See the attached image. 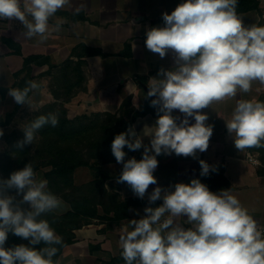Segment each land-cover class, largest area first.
Wrapping results in <instances>:
<instances>
[{
  "label": "clouds",
  "instance_id": "obj_1",
  "mask_svg": "<svg viewBox=\"0 0 264 264\" xmlns=\"http://www.w3.org/2000/svg\"><path fill=\"white\" fill-rule=\"evenodd\" d=\"M66 6L71 0H0V19L18 20L26 38L38 37L43 43L66 22L58 18L54 26L49 23ZM237 6L238 0H184L170 14H162L163 26L146 30V48L161 59L171 50L175 67L161 68L148 81L147 97H154L151 106L158 113L154 126L148 127L150 146L129 126L115 136L111 151L123 165L117 183H126L140 199L147 194L150 204L163 202L146 207L144 217L124 228L119 242L125 264H264V232L230 189L213 192L192 179L167 189L156 186L148 193L150 185H157L153 173L158 156L195 158L197 151L208 149L213 125L205 123L203 109L250 93L254 82L264 85V25L246 27ZM39 89L40 84L30 80L23 89L10 88L8 95L16 104L30 106L29 94ZM174 110L183 119L174 117ZM225 122L236 149L264 148V102L237 100ZM58 123L56 113L38 116L22 129L24 138L17 147L32 144L40 129ZM125 146L130 151L143 147L142 158L125 160ZM199 163L200 175H208L210 166L204 160ZM65 210V202L48 191V181L37 178L31 163L0 179V264H54V245L63 241L41 217ZM179 217L190 227L176 223ZM10 232L30 246L6 248ZM39 244L45 246L37 249Z\"/></svg>",
  "mask_w": 264,
  "mask_h": 264
},
{
  "label": "crops",
  "instance_id": "obj_2",
  "mask_svg": "<svg viewBox=\"0 0 264 264\" xmlns=\"http://www.w3.org/2000/svg\"><path fill=\"white\" fill-rule=\"evenodd\" d=\"M183 2L184 0H71V6L58 10L50 20L49 23L53 26L58 18L66 22L61 25L60 31L52 32L45 42H39L38 37L26 38L23 35V25L15 19H0L6 20L7 28L3 30L9 31L0 36L9 37L18 43L23 56L47 57L54 64L67 59L84 61V88L76 89L71 99L64 103L69 116L97 112L117 113L123 98L129 96L134 109L145 110V114L136 117L131 126H134L137 135L142 137V144L150 146L151 137L147 134L149 128L154 126L158 113L157 109L151 106L152 99L147 97V93L137 81L148 86L149 79L157 77L161 68L171 70L175 64L171 50L161 59L159 54L146 48V30L163 26L162 14H170ZM238 15L243 18L246 27L253 24L264 25V16L258 6L246 12H239ZM91 49L96 51L95 55L88 54ZM23 56L13 54L12 50L0 41V57L12 68V77L13 73L22 67ZM47 69V64H32L31 75L37 76ZM45 77L47 76L34 78L40 84V89L31 95L38 107L53 101L49 87L44 83ZM252 98L264 102V85L254 82L250 93H238L236 98L214 103L211 107L203 109L208 115L205 123L213 125L208 149L203 153L197 151L195 158L177 156L174 153L158 156V167L153 173L157 178V185H150L148 193L156 186L167 189L176 183L189 184L192 179H199L213 192L230 189L264 232V149L248 148L242 152L236 149L225 122L230 119L237 100ZM172 115L183 119V114L178 110H174ZM189 120L190 123H195L194 118ZM179 122L180 120H177V123ZM143 151L142 147L140 159ZM133 157L134 154H127L125 160ZM200 160L210 166L206 176L200 175ZM122 168L123 165L117 162L102 164L101 167L108 177L104 182L106 191L116 193L122 200L133 198L137 201L129 207L127 217L120 220L119 224H111L109 228H105V222H97L75 229L76 241L66 246L61 256L67 257L68 260L78 259L80 250L78 253L77 247L85 248L83 252L86 256L89 254L88 246L91 243L98 245V258L110 261L111 257L120 254V236L129 221L144 217L146 207L155 208L162 204V200L150 204L147 194L140 199L126 183H117ZM212 168L216 170L212 171ZM185 219L175 218V222L188 228L190 225L185 223ZM66 250L73 253L70 255ZM114 264H125V261Z\"/></svg>",
  "mask_w": 264,
  "mask_h": 264
},
{
  "label": "trees",
  "instance_id": "obj_3",
  "mask_svg": "<svg viewBox=\"0 0 264 264\" xmlns=\"http://www.w3.org/2000/svg\"><path fill=\"white\" fill-rule=\"evenodd\" d=\"M257 7L256 0H238V6H237V13L239 12H246L248 10L254 9ZM0 41L4 43L8 48L12 50L13 54L23 56L21 52V46L14 42L11 38L0 36ZM89 55H95L96 51L93 49L89 50ZM99 54V52H98ZM35 64L37 66H41L44 64L48 65V69L44 71L43 73L39 74L38 76H48V77H54L56 74L54 71L56 70L58 78L59 79V85L63 87L64 90V97H60L57 92L52 90V87H49V90L54 98L53 102L57 101L60 104L58 105L57 109H54L53 105H48L42 107V109L36 112V118L40 115H47L48 113H56L59 117V123L56 127H51L50 125L44 126L42 129H40V135L42 137V140L40 141V145L42 149H46V151L51 155L52 160L50 162V165H52V169L49 170L47 174L48 179L55 180L54 186L58 187V182L63 181L65 184L72 185V172L74 169L80 165H86V161L80 160L79 157L81 155L79 150H76L77 148L72 146V143H70L71 138L74 136L75 138H78L76 136H81L83 132H87L86 129L88 128V124L84 123L83 120L86 118L83 114L73 118V119H67L66 117V108L64 106V103L68 102L71 97L74 95V92L78 88H84L82 87V83L85 80L82 66H84L85 62L81 59H78L77 61H74L72 59H67L59 64L51 63L47 57H42L39 55H29V56H23L22 61V67L13 73V77L15 78V82L10 87H0V95L4 96L6 92L9 91L11 87L20 88L23 89L27 81L33 80V76L31 75V65ZM32 93L29 94V97ZM52 104V103H51ZM43 109H46L45 111ZM145 114V110L143 111H137L134 109V107L131 105V97L126 96L123 98V101L118 109L117 113L110 114L108 112L106 113H95L96 117H100L102 115H105L107 118H111L112 121H114V126L111 128H106V130L111 134L109 137H101V141L94 140L91 141L90 144L92 145V148H100L101 145L105 146L107 149L111 148V143L116 135L120 134L121 132H126L129 126L132 125L136 117L142 116ZM7 123V120H3L0 122L1 124ZM94 125V124H92ZM75 145L79 143L78 141H74ZM90 146V145H89ZM126 155L127 154H134V158L139 160L141 149L138 151H130L126 146ZM98 157L97 155L91 156ZM24 162H27L24 160ZM103 164L109 163V162H116V160H110L108 158H104ZM99 181H94L89 183L88 185L84 186V192L83 188H80L82 190V193L80 194L77 201L71 200L70 195H64V197L69 200V204H71V211L67 212L64 216H61L59 219L66 220V226L64 227L69 233H66L64 231H61L59 228L62 226L56 227L57 231L63 234H67L65 237H61L63 243L61 245H54L58 248L57 254L53 257L54 264H57L59 261V258L66 246L72 243L73 238V230L81 228L84 225L90 224L93 218H97L100 221L99 216L96 213L95 207L98 205H102L100 201L97 200V193H95L96 190H98V184L99 193L101 195H109L113 200L117 199V202L115 205L108 207L106 209L107 213H111L112 216L110 218L114 221H119L122 218H126L128 214V209L130 207V203H135L136 200H122L119 195L116 193L108 192L104 188V182L108 178L105 173L101 174ZM58 181V182H57ZM93 195V196H92ZM15 196V195H14ZM17 200H19V196L16 197ZM92 201V202H91ZM84 206L83 208H80ZM24 208H27L28 205L24 204ZM79 213H82L83 217H87L88 220H85L84 222H81L77 220V215ZM77 216V217H75ZM75 217V218H74ZM41 218L47 219L48 217L46 214L42 216ZM55 219H57L55 217ZM49 222L52 220H48ZM12 242L11 245H7L6 248H11L15 246V243L18 242L20 244L29 245V242L27 240L22 239L21 237L15 236L11 232L8 234V239L6 241V244ZM5 244V245H6ZM13 245V246H12ZM30 246V245H29ZM45 245L39 244L35 247L37 249H40L44 247ZM91 249V248H90ZM121 252V251H120ZM123 258L121 255L112 257L110 259V263H119L122 262Z\"/></svg>",
  "mask_w": 264,
  "mask_h": 264
},
{
  "label": "rangeland",
  "instance_id": "obj_4",
  "mask_svg": "<svg viewBox=\"0 0 264 264\" xmlns=\"http://www.w3.org/2000/svg\"><path fill=\"white\" fill-rule=\"evenodd\" d=\"M0 34L6 35L9 33L7 27H5L6 20H0ZM3 22V23H2ZM7 61L0 57V87H7L11 85L14 81V78L11 75L12 68L7 65ZM14 65L12 64V67ZM56 74L54 77H45L44 83L47 84L49 87H52V90L58 93V95L62 98L65 96L63 93V87L59 84V79L56 70L54 71ZM39 77L33 76V78ZM34 80V79H33ZM35 81V80H34ZM15 88V87H11ZM32 95L30 98V106L28 105H18L14 102L13 98L8 95V92L4 96L0 95V122L3 120H7V123L1 124L0 129H3L4 135L0 137V179H7L10 177L11 173L21 170L25 167L26 164L31 163L34 171L37 174L38 179H46L48 181V191L55 194L57 197L61 198L65 204L67 205V210L58 213H49L46 214L48 220L50 221V226L55 230L56 234L61 236L62 238L65 237L67 234H63L57 231L56 227L62 226L59 228L61 231L69 233L64 227L66 226V220L59 219L61 216H64L67 212L71 211V204H69V200H67L64 195H70L71 200L77 201L84 186L88 185L91 182L99 181L101 174L104 173V170L101 169L104 158H108L110 160H114L115 157L112 154L111 148L107 149L105 146L100 148H92L90 144L91 141L97 140L101 141V137L105 136L106 138L111 136V134L106 130V128H111L114 126V121L111 118H107L105 115L100 117H96L95 113L90 114H83L86 118L83 120L84 123H87L89 126L86 129L87 132H83L81 136H74L71 138L70 143L72 146L76 147V150H79L81 155L79 157L80 160L86 161V165H80L74 169L72 172V185L65 184L63 181H57L58 187L54 186L55 180H50L47 177V174L50 169H52V165L50 162L52 160L51 155L46 151V149H42L40 145V141L42 137L40 135V130L36 134V138L34 139L32 144L25 145L22 149L17 147V142L23 140L24 133L23 128L27 126L31 121L36 118V112L42 109L44 106L53 105L54 109L58 108L59 102L50 101L44 106L38 107L34 97ZM54 100V98H53ZM52 103V104H51ZM38 107V108H37ZM37 108V109H36ZM44 111L46 109H43ZM47 111V110H46ZM109 113V112H108ZM113 114V113H110ZM79 115L69 116L68 110H66V117L67 119H73ZM94 124V125H92ZM74 141H78L77 145H75ZM90 145V146H89ZM264 148H262L263 150ZM126 152V149H123ZM93 155H97L98 157H91ZM27 161V162H24ZM98 190L95 191L98 197L97 200L102 203V205H98L95 207L96 213L100 218V221L97 218H93L90 224L97 223V222H105L106 227L109 228L111 224H119V221H114L113 219L110 220L112 214L107 213L106 209L108 207L113 206L116 204L117 199H112L109 195H101ZM84 192V188H83ZM9 195H16L15 190H9ZM93 196V195H92ZM22 199V196H19V200ZM77 199V200H76ZM133 198H127L125 201L132 200ZM92 202V201H91ZM135 205L134 203H130V206ZM24 205H22L23 207ZM84 206L80 207L83 208ZM82 213H79L77 216V220L84 222L88 220L87 217L80 216ZM55 217L57 219H55ZM74 217V218H75ZM123 219V218H122ZM121 219V220H122ZM67 227V226H66ZM79 229V228H78ZM77 230V229H76ZM104 230V228H103ZM73 238L72 243L76 241V236L73 230ZM8 243V242H7ZM71 243V244H72ZM6 244V243H5ZM12 242L5 245H11ZM69 244V245H71ZM19 245L18 242L15 243V246ZM68 245V246H69ZM13 246V245H12ZM91 248V249H90ZM76 249V248H75ZM80 250V253H79ZM85 248L77 247L76 251L79 253L78 259L75 258L73 260H68L67 257L61 256L57 264H114L110 263L107 260H103L98 258V245L89 244L88 246V255L84 256ZM68 254H72L70 250ZM67 253V252H66ZM121 254V252H120ZM118 254V255H120ZM78 256L77 253H75ZM112 258V257H111Z\"/></svg>",
  "mask_w": 264,
  "mask_h": 264
},
{
  "label": "built area",
  "instance_id": "obj_5",
  "mask_svg": "<svg viewBox=\"0 0 264 264\" xmlns=\"http://www.w3.org/2000/svg\"><path fill=\"white\" fill-rule=\"evenodd\" d=\"M257 6L261 11V15L264 16V0H256Z\"/></svg>",
  "mask_w": 264,
  "mask_h": 264
},
{
  "label": "water",
  "instance_id": "obj_6",
  "mask_svg": "<svg viewBox=\"0 0 264 264\" xmlns=\"http://www.w3.org/2000/svg\"><path fill=\"white\" fill-rule=\"evenodd\" d=\"M137 83L143 88V90L147 93L148 91V86H146L144 83L141 81H137ZM150 99H154V97H149Z\"/></svg>",
  "mask_w": 264,
  "mask_h": 264
}]
</instances>
